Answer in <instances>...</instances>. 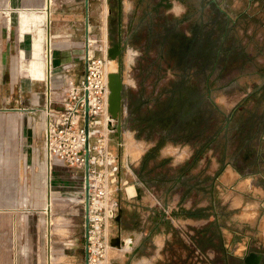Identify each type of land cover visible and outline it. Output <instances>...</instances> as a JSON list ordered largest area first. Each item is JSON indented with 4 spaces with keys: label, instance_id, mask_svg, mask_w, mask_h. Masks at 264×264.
Here are the masks:
<instances>
[{
    "label": "rangeland",
    "instance_id": "rangeland-1",
    "mask_svg": "<svg viewBox=\"0 0 264 264\" xmlns=\"http://www.w3.org/2000/svg\"><path fill=\"white\" fill-rule=\"evenodd\" d=\"M23 3L0 0V115L35 113H26L28 133L9 141L10 155L21 158L0 171L9 187L0 185V207H25L35 229L46 225L40 208L48 87L58 102L63 74L83 73L89 38L95 55L117 43L120 57L109 59L107 69L115 72L117 62L128 81L120 131L112 120L108 137L117 157L110 168L122 184L114 199L125 217L120 234L112 225L111 237L133 243L113 262L164 264L168 255L177 264L179 255V264H243L255 252L264 264V0H87V6L85 0H45L34 14ZM16 56L37 80L18 71ZM128 143L141 153L134 157ZM55 167L52 250L45 234L34 240L27 227L14 233L20 243L13 244V256L22 250L15 264H50L51 252L52 264H84V195L71 186H81L82 173ZM129 184L136 189L131 197L125 195Z\"/></svg>",
    "mask_w": 264,
    "mask_h": 264
},
{
    "label": "built area",
    "instance_id": "built-area-1",
    "mask_svg": "<svg viewBox=\"0 0 264 264\" xmlns=\"http://www.w3.org/2000/svg\"><path fill=\"white\" fill-rule=\"evenodd\" d=\"M107 54L84 52V70L79 78L63 74L65 88L58 102L45 105L42 150L49 164L81 171L85 192V145L88 151V210L83 222V248L87 264H111L108 257L111 233L120 211L116 193L118 173L110 167L116 156L109 150L107 130L108 78L105 70ZM69 71V68L66 69ZM84 210V207H83ZM85 217V210H84ZM115 232V231H114Z\"/></svg>",
    "mask_w": 264,
    "mask_h": 264
},
{
    "label": "crops",
    "instance_id": "crops-1",
    "mask_svg": "<svg viewBox=\"0 0 264 264\" xmlns=\"http://www.w3.org/2000/svg\"><path fill=\"white\" fill-rule=\"evenodd\" d=\"M35 0H24V3L21 4L22 7H24L25 9H27L28 14H34L39 12L43 5L45 0H41L40 4H33ZM31 11H35V12H31ZM102 18H103V24H104V28H106V15L108 13V7L106 5V8H102ZM103 28V29H104ZM87 29H90V26L88 25ZM50 34L52 36V38L54 39L56 37V35L54 33L51 32L50 30ZM105 39V40H104ZM104 41H106V33L104 34L103 37V43ZM106 43V42H105ZM54 42H53V48H54ZM104 46V45H102ZM107 46V45H105ZM52 48V50H53ZM102 49H104V47H102ZM17 62H18V71L21 72L23 74L24 77H27L28 79L31 80H37L35 78H33L30 74V70H22L19 64V57L16 56ZM84 70V68H83ZM76 78H79L77 76H75ZM16 110L15 113L11 116V114H2L0 115V164H2L0 171L1 173H3L2 171V167L4 164H10V163H20V156H18V159H15V155H10V149H9V141L11 142V140H13V137L17 136H22L28 133L27 131V125L24 126L23 122L25 120V117L27 116L26 113H30V114H34L35 111L34 109H31L30 111L27 112H23L26 111V109H13ZM19 118V119H18ZM20 122L23 125L17 124ZM27 120V119H26ZM25 120V121H26ZM41 131V129H40ZM35 132V129H34ZM19 133H21V135H19ZM18 139V137H17ZM264 140V130L261 133V141ZM14 142V141H13ZM7 149H4V148ZM131 149V153L133 154V156H137L141 153V149L139 146H137L135 143L133 145H131L130 147ZM130 152V151H128ZM37 158V156L35 157V159ZM40 169H42V166H39ZM56 169V167H54ZM42 170H45L44 168ZM41 170V171H42ZM55 171V170H54ZM70 175V174H69ZM44 184H45V191L43 192V197H44V202H43V207L40 208L43 210L42 213L47 214V219L46 221V225L43 226L42 228L40 227V232L43 233L44 237L47 240V244L49 247V250H52V239L50 238V235L52 233V228H50L51 225L55 224V220L52 218V214L54 213V207H53V185L50 182V188H48L47 186V174H46V170L44 172ZM54 177V176H53ZM52 177V178H53ZM68 177V176H67ZM70 177V176H69ZM0 179L2 181L1 187L4 189V187L6 189H8V185H6V182L4 181V176L3 174L0 176ZM20 180H22V177L19 176ZM1 183V182H0ZM19 183V182H18ZM254 184H256V181L254 182ZM71 186L73 188H79L80 185H78V183L76 181H73L71 183ZM128 186V185H127ZM125 188V195L128 197L133 196L134 194H136L134 186L131 185L126 192V186ZM260 188H257V191H259ZM261 191L264 192V178L262 176V172H261ZM50 197V198H49ZM146 199L148 197H145ZM151 198V197H149ZM239 203V200L237 201ZM49 205V206H48ZM36 210V209H35ZM40 212V211H38ZM120 219L119 221L116 222V227L118 229V232L120 234V229L122 228L123 222H124V207H120ZM33 217H35V215H33ZM244 218H248L250 220L254 219V216H245ZM34 219H31V216H27L25 214V207H0V264H15L16 263V259L17 258H21L22 255H20L19 253H21L22 250H18L17 255L12 253V247L13 244H19L20 241L19 240H15V235L14 233L18 236H20L21 231L23 230L26 231L25 229H29V233L32 231H34V240H35V236L37 238L38 236V229H35L36 226V222H34ZM55 226V225H54ZM48 229V233L47 230ZM35 231L37 232V234L35 235ZM20 238V237H19ZM144 239H146V242L149 241L150 237L147 235ZM154 240V238H153ZM162 245L165 244L164 240H162ZM122 245L121 247H115V246H111V248L109 249V258H124L127 256L128 251L132 249V243L130 241V239L128 238H123L121 239ZM67 242H64V244H66ZM83 244H84V240H83ZM137 245H135V251L137 249ZM134 248V247H133ZM84 249V248H83ZM85 251V250H84ZM137 254V253H136ZM134 254V255H136ZM85 257V256H84ZM54 256L51 252V257H50V261L52 259V261L54 260ZM164 258L167 259V261L164 264H173L170 262V259L173 261V259L171 257H169L168 255H164ZM163 258V261H165V259ZM127 261V259H125ZM114 261V260H112ZM116 262V261H115ZM52 264V262H51ZM121 264H126V262L121 263ZM177 264H179V255H177Z\"/></svg>",
    "mask_w": 264,
    "mask_h": 264
},
{
    "label": "water",
    "instance_id": "water-1",
    "mask_svg": "<svg viewBox=\"0 0 264 264\" xmlns=\"http://www.w3.org/2000/svg\"><path fill=\"white\" fill-rule=\"evenodd\" d=\"M85 6H87V0H85ZM121 54V47L119 44L115 43L112 44L111 47L107 49V55L111 58H119ZM108 87H109V97H108V112L111 118L115 120L116 125L113 123L110 124L112 129H116L118 132L121 128V121H120V113H121V106L123 101V81L121 74L119 72L110 73L108 75ZM115 126V127H113ZM85 164H84V175H85V192H84V210H85V217L84 222H87V210H88V151H87V144L85 145ZM120 211L117 217V221L120 219ZM111 245L116 247H121L122 242L119 237H113L111 239ZM85 261L84 264H87V252L85 251ZM263 255L261 253L249 252L243 258V264H259ZM111 264H119L117 262H112Z\"/></svg>",
    "mask_w": 264,
    "mask_h": 264
},
{
    "label": "bare ground",
    "instance_id": "bare-ground-1",
    "mask_svg": "<svg viewBox=\"0 0 264 264\" xmlns=\"http://www.w3.org/2000/svg\"><path fill=\"white\" fill-rule=\"evenodd\" d=\"M49 2V1H48ZM49 11V10H48ZM48 18V17H47ZM87 31H89L88 29H87ZM48 38V37H47ZM47 40H49V39H47ZM47 42V41H46ZM91 43H92V40L89 38L88 40H87V43H86V48L88 47V49H89V52L90 53H92V49L90 48V45H91ZM47 46H48V43H47ZM86 51V50H85ZM47 52V51H46ZM48 52H49V55H50V58L52 57V54H51V50H48ZM102 55L103 56H105L106 54H107V47H106V49L104 50V49H102ZM47 55V54H46ZM48 59V58H47ZM106 59V62H105V70H106V73H107V78H108V75L110 74V73H114V72H109L108 71V69H107V67H108V61H109V59H111V60H116L115 58H111V57H107V58H105ZM109 68H115V66L112 64V63H110L109 64ZM51 69V71H52V67L50 68ZM115 72H118V70L117 71H115ZM122 81H123V83H124V79L122 78ZM51 83V82H50ZM47 90V89H46ZM46 90H45V95H46ZM50 85H49V87H48V97H49V101H50ZM109 93H110V91H109ZM126 94V93H125ZM123 95H124V92H123ZM48 104H49V102H48ZM109 117H110V120L108 121V123H107V130H110V129H108V125H109V123H110V121H115L113 118H111V116L109 115ZM123 135H128L127 133H124ZM55 166L53 165V164H49V162H48V159H47V162H46V166H45V170H46V174H47V186H48V188H50V182H51V179H52V177H53V174H54V170H55V168H54ZM131 186V184H129L128 186H126V192H127V189L129 188ZM80 187H83V183H81V186ZM134 189H135V187H134ZM135 192H136V189H135ZM50 198V197H49ZM47 231V233H48V229L46 230ZM116 247V246H115ZM110 249V248H109ZM49 252V251H48ZM50 257H51V254H49V256H48V258H49V263L51 264V261H50Z\"/></svg>",
    "mask_w": 264,
    "mask_h": 264
},
{
    "label": "flooded vegetation",
    "instance_id": "flooded-vegetation-1",
    "mask_svg": "<svg viewBox=\"0 0 264 264\" xmlns=\"http://www.w3.org/2000/svg\"><path fill=\"white\" fill-rule=\"evenodd\" d=\"M111 60V59H110ZM118 70V63L116 62V70L115 71H117ZM123 79H124V82L125 81H128V78H127V73L125 72V75L123 76ZM123 136H125V135H123ZM128 137H129V135H128ZM131 140V139H130ZM131 143V142H130ZM130 143H128V145L130 144ZM133 145V144H132ZM130 147H131V144H130Z\"/></svg>",
    "mask_w": 264,
    "mask_h": 264
}]
</instances>
